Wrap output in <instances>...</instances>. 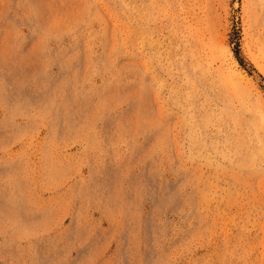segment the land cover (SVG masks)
<instances>
[{
  "label": "rangeland",
  "instance_id": "rangeland-1",
  "mask_svg": "<svg viewBox=\"0 0 264 264\" xmlns=\"http://www.w3.org/2000/svg\"><path fill=\"white\" fill-rule=\"evenodd\" d=\"M0 264H264V0H0Z\"/></svg>",
  "mask_w": 264,
  "mask_h": 264
}]
</instances>
